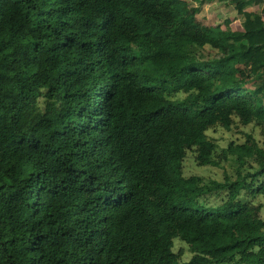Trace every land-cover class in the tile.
Wrapping results in <instances>:
<instances>
[{
	"label": "trees",
	"instance_id": "16d2710c",
	"mask_svg": "<svg viewBox=\"0 0 264 264\" xmlns=\"http://www.w3.org/2000/svg\"><path fill=\"white\" fill-rule=\"evenodd\" d=\"M220 1L242 29L188 0H0V264H264L256 138L225 150L236 179L184 174L220 165L210 128L264 125V7Z\"/></svg>",
	"mask_w": 264,
	"mask_h": 264
},
{
	"label": "rangeland",
	"instance_id": "374dc122",
	"mask_svg": "<svg viewBox=\"0 0 264 264\" xmlns=\"http://www.w3.org/2000/svg\"><path fill=\"white\" fill-rule=\"evenodd\" d=\"M192 6H200V11L197 14L199 22L203 25L221 26L227 30L225 21L231 20L232 29H242L243 19L239 16L235 5L230 1L220 0H188ZM264 7V0H256L255 5L251 7V10L259 11ZM206 53L208 56H213L216 50L210 46H207ZM241 67V77L249 78L251 76L249 66ZM264 125L258 122L244 125L239 118L234 117V124L232 129H226L221 125H216L208 130L209 137L215 141L218 145V149L215 154V158L220 162L219 166L213 165H200L196 159L197 153L192 150L188 152V155L184 162V174L186 177L198 175L206 180L224 181L226 175L232 179H236L238 173V164L234 160L233 156L226 158L224 156L225 150L229 147L230 143L243 144L246 141L247 135L252 134L264 149ZM258 167V163L255 160L250 159L249 163L244 167L243 174L252 173ZM252 177L248 178V182H251ZM263 177H259L255 182V187L260 184ZM228 193H212L206 195L201 199V203L206 207H218L228 200ZM241 198L251 200L258 204H264V196L254 195L248 190H243ZM264 219V207L261 213ZM175 252L184 250L182 261H189L192 258V252H190L188 245L180 239L175 240Z\"/></svg>",
	"mask_w": 264,
	"mask_h": 264
}]
</instances>
